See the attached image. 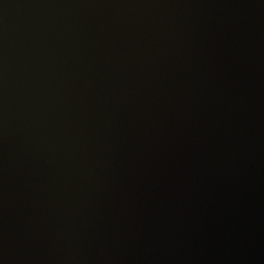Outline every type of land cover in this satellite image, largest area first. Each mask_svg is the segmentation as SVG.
<instances>
[{
	"label": "water",
	"instance_id": "obj_1",
	"mask_svg": "<svg viewBox=\"0 0 264 264\" xmlns=\"http://www.w3.org/2000/svg\"><path fill=\"white\" fill-rule=\"evenodd\" d=\"M0 264H264V0H0Z\"/></svg>",
	"mask_w": 264,
	"mask_h": 264
}]
</instances>
